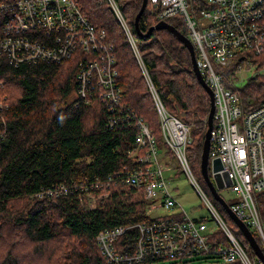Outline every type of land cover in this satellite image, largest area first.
I'll list each match as a JSON object with an SVG mask.
<instances>
[{
  "label": "trees",
  "instance_id": "1",
  "mask_svg": "<svg viewBox=\"0 0 264 264\" xmlns=\"http://www.w3.org/2000/svg\"><path fill=\"white\" fill-rule=\"evenodd\" d=\"M141 1L114 0L134 35L133 21ZM76 2L88 22L103 31L106 42L113 46L122 100L154 133L159 132L151 95L108 1ZM8 17V12L0 11V40L5 35L3 21ZM156 22L153 6L147 4L139 18V29L144 33ZM166 22L188 37L176 18ZM52 33L30 32V41L49 44ZM137 49L166 110L190 127L192 143L186 157L195 177L235 239L253 255L236 225L211 197L200 174L210 100L192 72L188 49L166 30L138 38ZM73 54L54 63L15 65L0 53V96L6 104L0 110V264H129L115 258L108 263L100 255L96 235L122 225L150 222L141 190L127 187L118 177L108 179L115 172L132 168L126 155L135 147L137 130L129 120L132 115L118 107L117 113L111 114L109 104L97 99L88 105L76 101V75L84 59ZM240 65L250 72L242 81L233 72ZM223 72L226 87L238 94L246 111L264 102V51L257 56L242 54ZM112 116L117 119L110 126L108 118ZM89 195L96 200L93 209L86 207ZM256 199L264 218V191ZM253 236L264 253L254 230ZM136 237V229L129 228L115 246L119 250L126 247L131 253ZM208 242L214 248L227 245L228 239L216 228ZM191 257L198 258L188 260V264H227L216 255L186 254L131 264H176Z\"/></svg>",
  "mask_w": 264,
  "mask_h": 264
},
{
  "label": "built area",
  "instance_id": "2",
  "mask_svg": "<svg viewBox=\"0 0 264 264\" xmlns=\"http://www.w3.org/2000/svg\"><path fill=\"white\" fill-rule=\"evenodd\" d=\"M114 6L113 0H108ZM157 1L160 10L171 9L178 2L188 3L189 0H154ZM199 4L201 16L192 19L188 18L185 25L190 31L189 39L195 51L199 55V67L204 76L205 82L213 92L214 116L211 130V144L209 148V160L219 159L222 170L230 180L229 189L238 196V201L229 204L231 210L259 236L264 247V218L260 214V208L256 195L264 191V120H256L257 113L264 114V103L258 108L246 111L241 104L236 92L226 87L224 69L236 61L242 54H249V51L256 48H264V43L253 36L248 38L249 43L243 47L241 38L229 33H220L215 42V33L222 27L236 24L247 18L256 19L261 32L264 33V20L255 18L254 10L257 6L264 5V0H195ZM36 4V6H33ZM71 8L70 21L64 29V43L62 50H54L52 61L59 62L69 58L76 46H80L91 54L94 58L89 63L80 62L81 70L77 72L76 81L82 88V93L88 95L87 98L79 97L84 104L96 99V89L100 86L98 81L89 83L88 80L96 73L103 70L106 64L103 52L112 49V45L107 43L103 32L96 33L81 15L78 7L72 0L58 2L55 0H6L0 2V11L9 13V17L3 21L8 28L13 29V25L28 28V23L41 22L43 16L50 19L58 18V13ZM118 14V13H117ZM158 17L162 18L157 14ZM3 40V39H2ZM1 40V42H2ZM1 47V43H0ZM217 67L218 70L214 68ZM140 71L143 77H147L148 72L144 65L140 63ZM237 69L235 72H240ZM116 74L111 85L103 88L101 98L109 105L116 108L119 105V94L115 87ZM157 101V96L155 98ZM160 109L157 111L160 121L162 120L161 108L163 105L158 101ZM1 107V104H0ZM120 108L125 107L121 106ZM127 110V109H126ZM171 118H176L169 114ZM120 120L121 114H120ZM117 119V116L112 118ZM128 119V118H127ZM115 121V120H114ZM117 122L119 120H116ZM207 123V120H206ZM139 133L136 136L138 149L147 152V158L142 159L138 151L129 154L132 162L131 171L127 172L132 187L141 190L145 199H154L155 204L151 211L156 209L175 210L168 212L164 216H156L154 222L143 231L142 235L153 234L154 231H163V237L170 243V248L183 251L184 248L200 249L204 252L185 253L192 255H216L223 263L227 264H261L257 258L250 255L248 251L234 238L212 202L206 198L203 188L195 177L193 170L184 157L175 154L176 150L187 148L191 142L190 128L181 120L176 121L169 131H162V146L158 147L155 133L141 119L136 121ZM242 132L246 143L241 144L234 138L236 132ZM0 132V136H1ZM262 149L263 155L259 156L253 148ZM165 171L182 173L189 180L195 189L207 211L211 215V220L190 217L180 207L177 209V201L170 194L168 181L164 178ZM209 175L212 177V170L209 168ZM92 197L89 195L88 199ZM148 216H151L149 213ZM213 226L209 227V223ZM220 228L230 243L229 246H222L216 250L210 248L208 242L214 229ZM98 237L104 253L121 261L122 258L112 256L107 253L105 245V235ZM179 238H181L180 241ZM162 236H158L160 242ZM154 249L143 248L137 252L136 259L143 258L146 254H154ZM155 255V254H154ZM174 255L163 254L162 260L173 259Z\"/></svg>",
  "mask_w": 264,
  "mask_h": 264
},
{
  "label": "bare ground",
  "instance_id": "3",
  "mask_svg": "<svg viewBox=\"0 0 264 264\" xmlns=\"http://www.w3.org/2000/svg\"><path fill=\"white\" fill-rule=\"evenodd\" d=\"M55 1L65 2L66 0H55ZM72 1L78 7L80 15L88 22V20L84 17L83 13L81 12L76 0H72ZM108 3H109V1H108ZM113 4H114V6H112L109 3V5H110V7H111L112 11L114 12V15L117 19V22L119 23L120 27L122 28V31L124 32V35H125L127 42H128V45L130 46L132 53H133V56H134L137 64L139 65V67H140V63H142L143 65H144V63H143L141 56H140V53L137 49L138 38H147L150 36L151 32L154 30H166L169 33H171L172 35H174L172 32H170L167 29H164V28L158 29V27H157L158 23L166 22V20L169 18H176V21H178L179 23H181L183 25L185 31L187 32V36L189 37L190 31L186 28V25H185L187 19L188 18L195 19V18L201 16V14L199 13V4L195 0H189L188 3L178 2L171 9L160 10V11H159L160 4L157 1L147 0V4H150L153 6V16L157 22L153 26H150L146 30V32L142 33L141 30L139 29V19L136 20L134 17L133 28H134L135 34L137 35L136 36L131 32L129 26L127 25L126 21L124 20L118 6L114 2V0H113ZM33 6H36L35 8L40 7V6H37L36 4H33ZM71 11H72L71 8H66L65 10L59 12L58 18H55V19H50V18H48L47 15L43 16L41 22L33 21V22L28 23L29 27L27 29L22 28L20 26H15V25H13V29H10V28H8V26L3 24V31L2 32L5 35L3 36L4 38H2L3 40L1 39L2 42L0 40V43H1L0 53L6 54L7 58L9 59V62H11L15 65L22 64V63L31 64V63H37V62H42V61L54 63L51 59L52 53L54 50H58V49L62 50L61 45L65 41L63 31L69 24ZM1 14H3V13H1ZM157 14L160 15L162 18L158 17ZM254 15H255V18H257V19L260 18V20H262V19L264 20V5L257 6L254 10ZM261 30H262V28L258 27V25L256 23V19L247 18V19L240 21L236 24H230V25H227L225 27H222L220 31L215 33L213 40L215 42H217V36L220 33H229L231 35L239 36L241 38V43H242L243 47H246L247 44L249 43L248 38L250 36H253L256 39H258L259 41L264 43V33H262ZM35 31L36 32H42V33L46 32V31H52L53 32L52 38H51V41L49 42V44H47V42L41 43V42H36V41H30V37H31L30 32L33 34ZM95 31H96V33L103 32V31H97L96 29H95ZM24 34H30V36L24 37L25 36ZM103 34H104V32H103ZM104 37H105V34H104ZM193 48H194V46H193ZM76 50H78V51L74 53V51H76ZM194 51H195V48H194ZM263 51H264V48H256V49L250 50L249 54L257 56V55L261 54ZM72 54L75 55L78 59L82 57L84 59L83 62H85V63H89L90 61L94 60L93 57L87 56V55L91 54V52L85 51L80 46H76L75 49L72 51L71 55ZM194 54H195L197 68H198L199 73L205 82L204 76L200 70L199 63H198L199 55L196 51L194 52ZM71 55H70V57H71ZM103 55L105 56V59H106L105 67L103 68V70L99 71L93 77H91L88 80V82L92 83V82L98 81L101 87L106 88V87L111 85L113 77L116 74L114 83H115L116 89L119 91L118 94H119V100H120L119 105L120 106H118L116 104L115 107L120 108L121 106H123L130 112V114L132 116H131V119H129V120L134 123V127L137 130L136 135L134 137L135 147H133L131 150L126 151V155L128 156V158H130L129 154L138 151L140 154V157L142 159H146L147 158V152L145 150H140L137 148L138 143L136 141V136L139 133V130H138L136 121L138 119H141L144 124H146L147 126H148V124L146 123V121L144 119H142V117L137 115V113L133 110V108L128 103H126L122 100L123 91L117 82L118 73H117V70L115 69L116 58H115L113 47L111 50L103 52ZM69 58H66L63 60H67ZM190 60H191V58H190ZM246 64L247 63H245V65ZM214 68L216 70H218L216 66H214ZM238 68L242 69L243 67H242V65H240ZM191 69H192V65H191ZM192 72H193V70H192ZM143 79H144V82L147 86V89L151 95L153 105H154V109H155V112L157 114L159 132L162 133V131H169L171 129V127L173 126V124L180 119H178L176 116L172 115L171 113H169L166 110V108L164 107V105L162 104V102L158 96V93H157V91H156V89H155V87H154V85L150 79V76L143 77ZM75 84H76V97H77L76 101L77 102L79 101L83 105H88L90 102L87 104H84L78 98V96L83 97V98H87L88 95H85L82 93V88H81L80 84H78L77 82H75ZM100 86H98V88L95 91L96 99L99 100L100 102L104 103L106 101L101 98L103 89ZM156 96H157L158 101H160V103L163 105V107L161 108V115H162L161 121L159 118V114L157 112L160 109V105H159L158 101L155 99ZM262 103H264V102H262ZM0 104L2 105L3 103L0 101ZM106 104H107V102H106ZM260 105H258L256 108H258ZM113 107L114 106L112 104L109 105V112L111 114L117 113V112H115V108H113ZM256 108H254V109H256ZM0 110H1V107H0ZM169 114H171L172 116H174L176 118H171V116ZM1 117H2V115H1ZM112 118H113V116L108 118V122H109L110 126H113L116 124V122ZM255 118H256V120H264V114L257 113ZM125 120H128V119L125 118ZM149 130L153 133V129L151 127H149ZM234 138L238 141V143H241V144L246 143V139H245L243 133L240 131H238L234 134ZM209 142L211 144V136H210ZM191 143H192V139H191V142L188 144V146ZM202 148H203V146H202ZM186 149L187 148H182L181 150H176L175 154L187 159ZM253 151L259 156L263 155L261 148L254 147ZM131 169L132 168L125 169L124 171L121 170V171L115 172L111 177L109 176L108 179H109V181H112L111 180L112 178L118 177L119 179H121L123 181V183L127 184V187L134 188L131 185H129L130 179L127 175V172L131 171ZM55 192H57V191H55ZM203 192H204L206 198L209 199V197L207 196V194L205 193L204 190H203ZM103 196H106V195L104 194ZM144 201L147 203L145 214L149 215V213L151 212L152 206L155 204V200L144 198ZM86 202H87L86 207L88 209H93L95 207V204H96L95 198H91L90 200L88 199ZM149 218H150V222H148V223L140 222V223H137V224L132 225V226L122 225V226H119V227L111 229V230H105V231L99 232L96 235V240H97L100 255L108 263L112 262V259L104 253L101 244L98 242V237L104 233H106L104 235V237L106 239L105 245H106L107 253H112V256H117L118 258L123 257L122 260L125 262H128L129 264H131L132 262L141 263V262H144L147 258L162 260L163 259L162 256L164 253L167 257L170 255H174L173 259H175L179 256H182L185 253H195L196 254L198 252H204L203 248H200V249L184 248L183 251L176 250V249H168V248H170V243L168 242V240L166 238L163 237V234H164L163 231H154L153 234L142 235L143 231L149 230L147 227L154 222L156 216H149ZM129 228H135L137 231V237L134 238L133 242L131 243V247H132L131 253L126 251V247H122V250H119L115 246L117 239L121 235H123ZM158 236H162V239L160 242L157 240ZM179 240L182 241L181 238H179ZM229 245H230V243L228 242V244L225 246H229ZM222 246L223 245L212 248V246L210 245V248L212 250H216ZM143 248L154 249L155 255L154 254H146L143 256V258L136 259L137 252ZM186 256L188 257L187 254H186Z\"/></svg>",
  "mask_w": 264,
  "mask_h": 264
},
{
  "label": "water",
  "instance_id": "4",
  "mask_svg": "<svg viewBox=\"0 0 264 264\" xmlns=\"http://www.w3.org/2000/svg\"><path fill=\"white\" fill-rule=\"evenodd\" d=\"M146 5H147V0H142L140 9L135 16L136 20H138L139 17L144 12ZM157 27L158 29L164 28L172 32L174 36L188 49L191 58L193 73L195 74V77L197 78L198 82L205 89L206 93L209 96L210 106H209V113L207 116V127L204 135L203 148H202L200 164H199L201 177L204 183L206 184L212 198L221 205L226 215L232 220V222L236 225L240 233L245 238L249 248L253 253V256H255L261 264H264V253L260 248L259 244L257 243L252 232L250 231V228L231 210L229 204L219 194V191L222 188L229 187L230 180L227 178L225 172L220 173V171L222 170V165L219 159L216 158L209 160V148H210L209 139L213 126L214 99H213L212 90L204 82L197 68L193 45L191 41L182 32L178 31L168 23L160 22L157 24ZM209 167L212 170V177H210L208 173Z\"/></svg>",
  "mask_w": 264,
  "mask_h": 264
},
{
  "label": "rangeland",
  "instance_id": "5",
  "mask_svg": "<svg viewBox=\"0 0 264 264\" xmlns=\"http://www.w3.org/2000/svg\"><path fill=\"white\" fill-rule=\"evenodd\" d=\"M130 50H131V48H130ZM131 54L133 56L132 50H131ZM133 58H134V56H133ZM134 62L136 63L137 67L139 68V65L137 64L136 60ZM242 67L243 68L241 69V71L236 73L237 78H238L239 81L245 80V78H247L248 75H250V72H248L247 70H244V66L243 65H242ZM78 68H79V71H80L81 67L78 66ZM139 70H140V68H139ZM236 70H234L233 72L235 73ZM140 74L142 76V73H140ZM142 78H143V76H142ZM1 97L2 96H0V101L3 103L1 105V109L3 110V108L6 107V104L1 100ZM181 121H182V119H181ZM3 132H5V131L3 130ZM155 136H156L157 141H158L157 145L160 148L162 146V144H161L162 133L156 131L155 132ZM163 176L168 181V186L170 188L171 196L174 197L175 200L178 203L177 209H180V207H181L184 210V212H186L190 217H193V218H202L203 217L204 219L211 220V215L207 211L206 206L204 205L203 201L201 200V198L199 197V195L197 194L195 189L191 186L189 180L184 176V174L178 173V172L174 173V171H172V172L165 171L163 173ZM219 194L222 196V198H224V200L228 204H232V203H235V202L238 201V196L235 195V193H233L228 187L222 188L219 191ZM175 209L176 208H174L172 210L156 209V210L151 211L150 214H151V216H158L159 217V216L167 215V214H169L168 212H171V211H173ZM211 225L212 226L214 225L213 222L209 223V227ZM250 231L253 234L252 228L250 229ZM197 258L198 257L185 258V259L182 260V262H184V263H180L181 261H179L176 264H188L187 263L188 260H193V262H195V260ZM221 262H222V260H221ZM157 264H173V263H171V261H165V262H158Z\"/></svg>",
  "mask_w": 264,
  "mask_h": 264
}]
</instances>
